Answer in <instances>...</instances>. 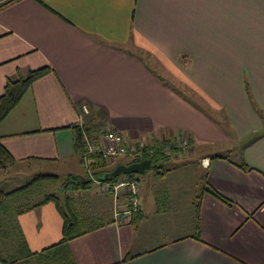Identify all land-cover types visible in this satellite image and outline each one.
<instances>
[{"label":"crops","instance_id":"obj_1","mask_svg":"<svg viewBox=\"0 0 264 264\" xmlns=\"http://www.w3.org/2000/svg\"><path fill=\"white\" fill-rule=\"evenodd\" d=\"M8 1L0 0V96L6 81L48 70L0 121V145L12 166L76 163L85 173L73 176L93 179L96 191L69 188L91 199L92 215L76 213L95 226L64 245L73 264H264V0ZM74 127L188 145L160 151L166 158L149 168L147 185L133 178L138 211L120 225L92 174L129 163L80 161ZM205 184L235 206L202 194L196 212ZM197 213L200 243L191 238ZM152 216L160 218L147 226ZM16 221L30 254L61 239L51 202Z\"/></svg>","mask_w":264,"mask_h":264},{"label":"trees","instance_id":"obj_2","mask_svg":"<svg viewBox=\"0 0 264 264\" xmlns=\"http://www.w3.org/2000/svg\"><path fill=\"white\" fill-rule=\"evenodd\" d=\"M16 0H10L7 2L11 3ZM5 5V4H3ZM0 5V8L3 6ZM48 69L41 68L38 70L30 71L24 79L15 80V81H6L3 93L0 96V121L5 117V115L16 105V103L21 98L24 91L29 87V85L40 76L44 75ZM82 128L74 127L72 133V146L75 155L82 161L85 154V147L82 141ZM168 144L167 141L162 142V144L153 145L154 152L151 157L133 159L129 164L137 163L142 160H148L150 162V169L156 170V163L159 159H165L166 156L163 155L161 146ZM177 150V149H171ZM107 161L95 156L94 162L90 165L92 168L98 169L106 165ZM13 164V159L11 156L3 149L0 145V172H5ZM128 165V164H127ZM237 169L242 172L254 171L253 169L247 167L245 164L241 163L240 165H235ZM97 171V170H96ZM110 173V172H109ZM109 173L101 174L100 172H94L93 177L101 179L104 178L105 182L114 181L117 178H110ZM101 178H100V176ZM132 177L130 175H126ZM70 178V180H69ZM56 179L55 176L51 175H38L35 179L31 180L30 183L11 191L4 192L0 190V264H73V261L70 258V255L65 250L64 245L77 237H80L89 231L93 230L95 226L86 223V220L76 213V211L71 206V198L67 195L63 196L61 201L63 202V207L60 206V200L54 194H47L42 196L41 200L31 201L30 199L31 188L34 186V183L41 180H52ZM63 188H76L85 189L91 184V180L87 177L80 178L76 176H67ZM202 194H206L211 197L214 201L219 204L231 208L235 204L211 188L208 184H205L201 193L194 197V208L196 212L199 211L200 198ZM24 200L23 204L12 209L10 206V200ZM51 202L57 213L60 216L62 226H61V239L57 245H54L47 250H44L38 254L28 253L24 239L20 232L19 226L16 221V217L30 209L39 207L45 203ZM246 218L249 219L250 215H246ZM133 219V218H132ZM131 219L130 222L133 220ZM199 217L198 213L196 215V228L193 236L191 237L196 242H201L200 239V229H199ZM130 259V257H125L123 261Z\"/></svg>","mask_w":264,"mask_h":264},{"label":"built area","instance_id":"obj_3","mask_svg":"<svg viewBox=\"0 0 264 264\" xmlns=\"http://www.w3.org/2000/svg\"><path fill=\"white\" fill-rule=\"evenodd\" d=\"M87 114L88 109L81 106L80 115ZM82 141L86 157L97 156L106 161L117 156H130L134 159L147 158L151 157L154 152V142L151 137L126 141L121 134L115 131L104 132L98 137H90L83 133ZM187 145V140L182 137L176 144L161 146L160 151L185 150ZM91 180L93 181L92 178ZM97 184L101 192L108 193L112 198V221L120 225L128 224L138 211L136 181L132 177L123 176L111 182H97Z\"/></svg>","mask_w":264,"mask_h":264},{"label":"rangeland","instance_id":"obj_4","mask_svg":"<svg viewBox=\"0 0 264 264\" xmlns=\"http://www.w3.org/2000/svg\"><path fill=\"white\" fill-rule=\"evenodd\" d=\"M133 159L134 158H131L130 156H117L107 161L110 164L109 168H111L116 163L127 164L129 163V161ZM44 167L46 168H40V166H36V165H30V166L13 165L5 172H0V190L7 192L13 189H18L26 185L27 183H30L31 180L35 179V177H37L38 175H54L56 179L41 180L37 182L36 184L34 183V186L30 189L31 192L33 189V192L30 194V199L28 201L32 203L31 201H33V199L34 201H38V200H41L42 196L44 195L54 194L60 200V206L64 208L63 207L64 205L61 199L63 198V196L67 195L71 198V203H72L71 206L75 211L77 209L83 215L89 216L91 212H89L87 204H89L91 199L88 196H85L79 200H76V196L72 195L71 190L69 188L67 190H64L65 188H63L65 184V180H67L66 175L70 174L73 176V175L78 174L79 176H84L85 171L83 167L81 165L76 166V163L73 167L69 163L59 164V165L57 164L48 165V166L46 165ZM151 173H152L151 170H147L143 174H131L130 176H132V178L136 180H139V184H141V182H143L144 184L146 182L147 176H151L150 175ZM120 177H123V176H119L117 178H120ZM161 178H163L164 181H162V179L160 178H157V179H160L162 182V183H159L158 186L163 188V184H166L167 181H165L166 177H161ZM144 185H147V183H145ZM91 188L94 191L97 190L96 185L91 184ZM23 201L24 200H21V199L20 200H10V206L12 209H14L20 206L21 204H23ZM157 208H161V206L157 205ZM159 213H160V209L158 210V214ZM159 218H156L153 216L149 217L146 220L147 222L146 225L148 226L151 224H155L156 220H159Z\"/></svg>","mask_w":264,"mask_h":264},{"label":"water","instance_id":"obj_5","mask_svg":"<svg viewBox=\"0 0 264 264\" xmlns=\"http://www.w3.org/2000/svg\"><path fill=\"white\" fill-rule=\"evenodd\" d=\"M150 162L148 160H142L137 163H132L128 165H120L115 167L110 173V178H117L119 176L131 175V174H143L145 171L149 170ZM99 182H105L104 178L99 179ZM98 181V180H97Z\"/></svg>","mask_w":264,"mask_h":264}]
</instances>
